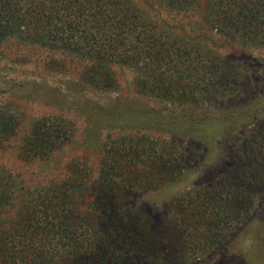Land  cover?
<instances>
[{
  "label": "trees",
  "instance_id": "trees-1",
  "mask_svg": "<svg viewBox=\"0 0 264 264\" xmlns=\"http://www.w3.org/2000/svg\"><path fill=\"white\" fill-rule=\"evenodd\" d=\"M163 2L180 13L197 4ZM205 18L233 42L264 44V0H207ZM162 30L132 0H0V47L16 40L76 57L95 84H113L110 66L119 65L138 72L142 94L189 101L200 93L230 94L248 81V74L217 52ZM56 120L52 115L35 120L24 137V158L46 157L74 137L70 122ZM18 124L16 113L0 107V143ZM161 142L165 153L144 136L106 141L88 211H80L74 198L83 177L37 186L21 196L17 180L0 167V264H186L192 258L184 251L187 242L204 241L205 249L220 243L242 208L251 207L258 180L238 182L226 197L200 199L194 192L176 198L168 225H155L146 210H132V202L136 192L156 188L180 158ZM135 161L148 163L151 171L134 172ZM192 218L201 222V232Z\"/></svg>",
  "mask_w": 264,
  "mask_h": 264
},
{
  "label": "rangeland",
  "instance_id": "rangeland-1",
  "mask_svg": "<svg viewBox=\"0 0 264 264\" xmlns=\"http://www.w3.org/2000/svg\"><path fill=\"white\" fill-rule=\"evenodd\" d=\"M132 1L162 31L217 52L248 74V81L230 94L165 101L142 94L140 75L129 67L111 65L114 82L106 87L102 81L95 84L86 63L76 57L9 40L0 47V107L16 113L19 124L0 143V167L17 180L19 195L83 177L74 198L80 211H88L106 141L144 136L157 142L158 150L164 141L166 150H178L180 158L156 188L135 193L132 210H146L155 225L164 221L167 226L176 214V198L194 192L200 199L226 197L235 184L252 177L258 180L252 205L225 228L221 242L206 249L204 241L200 246L187 242L184 251L192 256L186 264H264V44L241 45L219 35L205 18L207 0H197L186 13L171 10L163 0ZM47 115L70 122L74 137L46 157L24 158V137L36 119ZM133 168L152 169L138 161ZM190 223L201 232V222L192 218Z\"/></svg>",
  "mask_w": 264,
  "mask_h": 264
}]
</instances>
